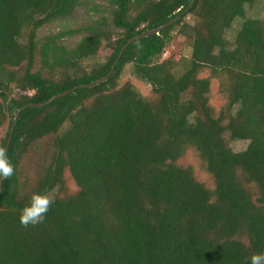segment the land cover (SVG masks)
Wrapping results in <instances>:
<instances>
[{"label": "trees", "instance_id": "1", "mask_svg": "<svg viewBox=\"0 0 264 264\" xmlns=\"http://www.w3.org/2000/svg\"><path fill=\"white\" fill-rule=\"evenodd\" d=\"M99 1L97 19L73 29L79 0H0L3 158L19 109L95 83L119 59L107 82L20 114L0 264H250L264 254V22L245 18L258 0H193L187 12L192 0ZM175 36L190 40L189 57L168 50ZM129 66L149 96L120 84ZM235 141L247 147L234 152ZM34 194L52 204L24 227Z\"/></svg>", "mask_w": 264, "mask_h": 264}, {"label": "rangeland", "instance_id": "2", "mask_svg": "<svg viewBox=\"0 0 264 264\" xmlns=\"http://www.w3.org/2000/svg\"><path fill=\"white\" fill-rule=\"evenodd\" d=\"M79 2L82 4L77 11L73 14L71 17L68 25L70 28H78L82 25H88L90 19H97V15L99 12V9L96 8V6L99 7L101 2L99 0H79ZM245 18H254V19H259L264 22V0H258L256 3L253 5H250L246 9V15ZM188 21L191 22V19L188 18ZM243 20H237L236 23L234 24L233 28L230 30L229 35H228V40L232 37L235 36V32L239 25L241 24ZM62 29L60 28L59 23H56V25L46 29L43 34L46 33H58ZM190 40L186 37H181V36H175V39L173 43L171 44V47L168 49L169 51H173L172 53H175L176 55H182L183 57H189L190 56ZM107 52H103L101 56H98L96 58V62H101L104 60V55H106ZM175 55V56H176ZM170 55L168 53L165 54L164 58H168ZM125 82H131L135 88L142 94V96L147 97L150 94V86L140 82L137 80L131 72V67H127L122 74L120 84L123 85ZM220 96L217 93V85L216 83H212V88H211V103L215 107H218L220 104ZM247 147L246 142L242 141H235L232 142L231 148L234 152H240L243 151ZM194 167L196 168V175L197 178L200 181H204L207 184V178L204 176L199 163L194 162L193 163ZM70 191L74 190L73 184L69 183ZM55 193L52 195V198H54Z\"/></svg>", "mask_w": 264, "mask_h": 264}, {"label": "clouds", "instance_id": "3", "mask_svg": "<svg viewBox=\"0 0 264 264\" xmlns=\"http://www.w3.org/2000/svg\"><path fill=\"white\" fill-rule=\"evenodd\" d=\"M14 174L13 166L2 156H0V181L9 178ZM52 200L44 195L34 194L28 206L21 210L19 221L22 226H35L40 224L46 218ZM250 264H264V254L253 255L250 258Z\"/></svg>", "mask_w": 264, "mask_h": 264}, {"label": "water", "instance_id": "4", "mask_svg": "<svg viewBox=\"0 0 264 264\" xmlns=\"http://www.w3.org/2000/svg\"><path fill=\"white\" fill-rule=\"evenodd\" d=\"M194 1L192 0V2L190 3L189 7L186 9L185 12L188 11V9L191 7L192 3ZM183 14H180L178 17H176L175 19H173L171 22L163 25L162 27L160 28H157V29H154V30H151V31H148V32H145V33H142L134 38H132L131 40H129L127 42V44L123 47L121 53H120V56H122V54L124 53V51L127 49V47L132 43L134 42L135 40H139V39H143L145 37H150V36H153V35H158L160 32L164 31L165 29H167L168 27L172 26L173 24H175L178 20L181 19ZM118 61L119 59L115 62V64L113 65V67L111 68L110 72L101 80L95 82V83H91V84H87V85H80V86H77L69 91H66V92H63L59 95H56L55 97L51 98L49 101L43 103V104H28L24 107H22L21 109H19V111L16 113L15 117H14V121H13V124H12V127H11V130H10V133H9V137H8V140H7V143H6V146H5V149H4V158L7 160V154H8V151H9V148H10V145H11V142H12V138H13V133H14V130H15V127H16V124L18 122V118L20 116V114L26 110L27 108H30V107H44V106H47L51 103H53L55 100H58L60 98H63L71 93H73L74 91L78 90V89H90V88H94L96 86H99L100 84L102 83H105L109 80V78L113 75L114 73V70L118 64ZM3 182H4V179L2 181H0V194H1V191H2V186H3Z\"/></svg>", "mask_w": 264, "mask_h": 264}]
</instances>
